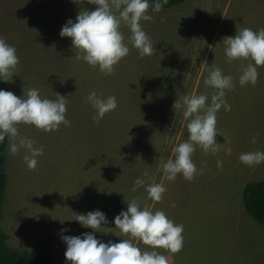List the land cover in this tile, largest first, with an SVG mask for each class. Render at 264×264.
Here are the masks:
<instances>
[{
  "label": "rangeland",
  "instance_id": "1",
  "mask_svg": "<svg viewBox=\"0 0 264 264\" xmlns=\"http://www.w3.org/2000/svg\"><path fill=\"white\" fill-rule=\"evenodd\" d=\"M149 4L152 20L140 23L156 47L168 29L174 39L185 29L195 32L199 27L200 44L193 62L200 60V67L185 72L182 85L177 81L182 71L178 67L169 71L175 75L169 89L151 84L150 80L154 82L155 75L168 65L161 66L159 50L141 57L131 43L129 27L123 23L120 30L130 51L113 74L105 75L98 66L77 60L78 50L73 48L72 39L62 37L60 32L69 19L75 22L80 11L98 7L87 0H0V37L14 46L20 57L9 81L0 77V90L25 98L32 88L38 89L42 98L55 100L57 93L64 95L70 121V125L61 124L51 132L34 125H18L20 135L44 147L35 170H30L24 160L25 149L16 155L10 152L9 138L8 184L1 220L9 244L29 250L37 247L50 253L57 264H71L65 257L64 235L91 232L105 243L132 239L120 233L114 220L127 210V200L135 198L141 208L163 210L184 226V246L176 254L133 239L141 249L166 255L170 264H264V224L250 215L244 203L246 185L264 180V162L248 166L239 159L244 153L264 152V115L256 120L251 94L242 97L251 110L241 108L254 115L252 124L235 121L232 113L221 119L217 116L220 150L205 153L196 146L192 160L202 174L191 182L182 174L168 181L162 169L169 159H175L173 148L189 139L183 97L208 92L203 84L208 55L220 57L226 49L224 38L235 36L239 29L264 28V0H186L162 7L160 12L154 11L155 4L150 0ZM192 37L198 39L197 34L192 33ZM214 60L221 62V58ZM238 61L230 64L228 60L221 66L233 73ZM257 81L264 82V77ZM93 91L104 98L115 95L118 103L99 123L93 120L96 110L87 101ZM256 96L262 99L264 93ZM176 101L181 104L179 109L173 107ZM138 178L145 180L144 186L124 191L122 182L134 185ZM153 179L163 181L167 188L161 202L148 197L146 187ZM97 209L108 219L101 232L72 220L76 214Z\"/></svg>",
  "mask_w": 264,
  "mask_h": 264
},
{
  "label": "clouds",
  "instance_id": "2",
  "mask_svg": "<svg viewBox=\"0 0 264 264\" xmlns=\"http://www.w3.org/2000/svg\"><path fill=\"white\" fill-rule=\"evenodd\" d=\"M89 4L97 5L94 11H80L75 22L69 19L62 27L60 35L70 37L72 46L77 49L76 59H83L92 67H99L105 75H111L115 66L129 54V46L122 33L121 24H126L131 31V43L139 50L141 57L151 56L155 48L149 35L143 30L141 21H151L148 15L149 0H87ZM168 0H163L167 4ZM163 4L157 0L154 11L160 12ZM226 56L229 61L241 59L250 63L243 69L239 77L241 86L251 83L253 86L258 80V66H264V28L254 31L251 28H243L237 31L235 36L224 38ZM82 54V55H81ZM20 62L17 49L0 37V77L9 81L14 70ZM206 86L215 89L211 94V103L206 94H191L183 97V116L188 121L187 130L189 139L179 143L173 148L175 159H169L162 165L165 179L174 181L178 174L184 179L193 181L202 169H198L192 160L196 146L205 153L216 154L221 144L217 142V112L222 107L226 111L231 106L225 98V90H233L235 85L231 75H225L222 70L212 64L208 77L204 81ZM87 101L96 110L92 118L99 123L105 114L114 111L118 107L115 95L104 98L91 92ZM66 96L57 93L55 100L42 98L36 88L29 89L27 96L19 97L12 91L0 90V142L7 135L12 143L10 152L13 155L21 149L26 150L24 160L30 170H35L38 165L37 157L44 154L43 146H36V141L20 135L18 125H34L36 128L51 132L58 130L61 124L70 125L66 118ZM174 109H179L181 104L175 102ZM220 134V133H219ZM222 135V134H221ZM256 139L253 138V143ZM231 153V148L227 149ZM240 161L248 166H254L264 162V152L255 151L241 154ZM221 166V162L217 161ZM144 176L148 173L145 171ZM144 179H137L133 191L137 187L144 186ZM148 197L154 202H161L167 188L163 181H153L147 184ZM126 211H121L115 217L114 223L122 235L132 239H123L119 243L102 242L91 232H85L82 236H62L67 244L65 257L71 264H170L169 258L156 250H144L133 242V239L142 241L144 245L152 249H165L173 254L179 253L184 246V226L176 224L163 210L152 211L150 207L141 208L138 199L127 200ZM174 206V205H173ZM76 220L84 227H90L100 231L102 225L108 223L107 216L99 209L87 214H76ZM63 222V221H61ZM66 231L62 229V232ZM101 232V231H100Z\"/></svg>",
  "mask_w": 264,
  "mask_h": 264
},
{
  "label": "trees",
  "instance_id": "3",
  "mask_svg": "<svg viewBox=\"0 0 264 264\" xmlns=\"http://www.w3.org/2000/svg\"><path fill=\"white\" fill-rule=\"evenodd\" d=\"M154 4L157 2V0H150ZM186 0H168L167 4H163V0H159L160 3L163 4V7H172L175 5H178L182 2H185ZM226 50V49H225ZM224 50V51H225ZM220 54V57L218 56H209L207 68L205 69V78L203 80V84L205 79L208 77L209 72L212 68V64L215 63L217 67H219L222 72L225 75H231L233 77L234 82V89L233 90H225V98L226 100H232L229 104L231 106L230 111H226L223 107L218 110L217 116L219 119H221L224 114L226 113H232L233 117H235V121L240 122L239 120H242L244 124H252L255 117L254 115H248L244 109L241 108V105L244 107H247L250 109L249 104L246 102V100L242 99L244 94H251L252 100L255 102V109H256V120L257 116L259 118H263L264 115V104L260 105L264 102V98H258L256 96V93L262 94L264 93V82L257 83L253 86L251 83H248L245 86H241L239 83V77L243 72V69L247 66L248 63L251 61L249 60H241L236 62V67L238 63V67L233 70V73H227L223 66H221V63H227L228 58L226 56V51ZM221 62H216L214 59H220ZM237 60V59H236ZM232 60V61H236ZM232 61H229L230 64ZM229 64V65H230ZM264 66H258V77L263 79L264 77ZM242 70V71H241ZM150 79V78H147ZM263 81V80H261ZM151 82V80H150ZM206 90L207 93L204 92H198L199 94H206L208 95L209 99L207 101L208 104L211 103V94L215 91L214 88L207 86ZM253 93V94H252ZM258 105V107H257ZM257 108H258V114H257ZM246 114V115H244ZM251 117H254L253 119ZM218 135V133H217ZM219 141V140H218ZM8 146H9V137L6 135L5 140L3 142H0V264H57L54 257L48 253L42 251L40 248H33L31 250L29 249H21L14 246H11L9 244V234L5 231V229L1 225L2 215H3V207L6 199V189L8 184ZM123 183V189L126 190H132L133 189V182H127ZM244 203L245 207L247 208V211L250 213V215L257 220L258 222L264 224V180L263 181H254L250 182L246 185L244 189Z\"/></svg>",
  "mask_w": 264,
  "mask_h": 264
},
{
  "label": "crops",
  "instance_id": "4",
  "mask_svg": "<svg viewBox=\"0 0 264 264\" xmlns=\"http://www.w3.org/2000/svg\"><path fill=\"white\" fill-rule=\"evenodd\" d=\"M180 4H178V5H180ZM175 6H177V5H175ZM166 8H170V7H166ZM187 20H189V19L184 18V21H187ZM191 24H192V21L190 22L188 27H190ZM164 28L165 27H162V28H160V30L164 29ZM192 33H194V35L197 34L198 39H196V40L191 39V38H193ZM199 35L200 34H199V27H198V29L195 32H192L190 29H188V30L185 29L184 32L180 33L179 35H177L173 39L171 31H170V29H168L166 32V35H164L163 37L160 36V39L158 38L159 39V46L158 47H156L154 40L152 41L155 50L160 51L161 55H159V57L161 58V61H160L161 66H163V65L164 66L168 65V66L161 68L160 73L157 76L155 75V81L154 82L151 81V84H154L157 86L160 85L163 88L165 87L166 89H169V86L172 82V78L173 77L175 78V75L169 74L170 70H172L173 68H177V67L180 70H182L179 74L180 78L177 81H179L180 84L181 83L183 84L184 80L182 79V77L184 78V73L188 72V71H192L193 70L192 68H194L195 66L200 67V60L193 62V59L196 56L195 50L197 48H199V44H200L199 43ZM205 47H206V45L204 46V48ZM161 52H163V53H161ZM200 56H201V54H199L197 56V58H200ZM209 56L210 55H208L207 60L209 59ZM164 68L166 69V71L164 70ZM166 72H167V74H165L164 78H162L160 80L162 74H164ZM153 80H154V78H153ZM173 90H176V89L173 88Z\"/></svg>",
  "mask_w": 264,
  "mask_h": 264
}]
</instances>
